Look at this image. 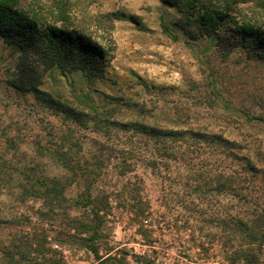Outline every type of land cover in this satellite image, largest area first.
<instances>
[{
	"label": "rangeland",
	"instance_id": "rangeland-1",
	"mask_svg": "<svg viewBox=\"0 0 264 264\" xmlns=\"http://www.w3.org/2000/svg\"><path fill=\"white\" fill-rule=\"evenodd\" d=\"M59 1L75 5L71 19L83 21L106 50L105 78L92 85L82 73L54 71L43 88L71 101L95 89L99 113L178 137L108 133V124L100 132L62 107L43 106L44 95L11 87L19 52L0 41V264H251L254 256L264 264V241L244 237L235 222L231 230L220 225L264 214V59H249L241 48L225 56L200 27L248 18L264 29V0L22 4L46 9ZM85 167L95 174L85 178ZM217 177L233 184L221 198L209 197ZM37 179L49 187L48 180L61 181L71 201L88 193L107 201L98 238L87 243L89 235L71 223L84 221L83 205L52 214L37 195L44 187H33Z\"/></svg>",
	"mask_w": 264,
	"mask_h": 264
},
{
	"label": "trees",
	"instance_id": "trees-1",
	"mask_svg": "<svg viewBox=\"0 0 264 264\" xmlns=\"http://www.w3.org/2000/svg\"><path fill=\"white\" fill-rule=\"evenodd\" d=\"M22 2L23 0H0V41L19 52L17 63L9 79L11 87L23 93L44 95L45 101L44 99V102L41 100L43 106L47 104L52 108L55 106L62 107L67 111L68 117L73 118L77 123L89 124L90 128L96 131H100V128L105 129L103 127L108 124L111 129L108 133L114 129H122L145 134L148 139L160 140L178 137V134L171 130L164 132L160 128L156 129V126H149V124L141 122L140 124H126L115 121L113 114L99 113L92 95L96 93L95 89L90 88L81 96H75L73 101L64 98L60 92L49 93L50 91L45 90L43 88L45 85L44 78L54 71H60L62 75L82 73L92 85L98 80H104L105 67L103 64L106 61L107 52L102 47L101 42L87 31L88 28L83 21L77 22L71 19L69 11L75 6L74 4L59 1L46 6V9H44L43 5H23ZM76 7L78 6L76 5ZM79 8L80 12L84 11L83 14L87 13L89 15L87 5H81ZM76 9L79 11L78 8ZM230 9H227L228 13L237 11L235 8ZM88 15H86L85 21L90 19ZM234 20V24H228L229 26L226 25L228 21L222 19L217 20V22L209 20V22L201 23L200 27L209 29L207 37L210 41L215 42L217 51L223 55L229 56L233 49L241 48L243 54H246L249 59L256 56L264 59V29L256 28L255 24L248 18H235ZM224 24L226 32L221 31V26H224ZM164 31L173 40L178 39L177 36L170 33L168 28L165 27ZM57 98H62L66 104L63 102L56 104ZM112 101L115 100L108 97L107 103ZM257 106L259 105L257 104ZM110 112L113 111L110 110ZM247 117H249L248 120H256L250 118L249 115ZM215 137L217 138V136ZM223 141L231 145L229 140ZM233 145L235 144L233 143ZM96 158L97 156L88 161L92 162L94 167ZM125 163V160L122 159V163L119 165L124 171L128 167ZM81 171L85 178L95 174L92 172V168L88 170L85 167ZM48 181L51 183L50 187L43 179L33 180L32 183L33 187H44V190L37 193V195L43 198L51 213L54 214L59 210L71 209L77 205L82 207L83 205L86 209L84 221L72 219L71 223L79 231L87 236L89 235V238H85L87 243H91V240L98 238L99 227L104 223L100 212L106 208L107 201L104 199L102 201L97 197L94 198L91 193H88L83 195L81 200H72V202L63 196L62 190L64 188L61 181L57 179ZM232 184L230 178H211L209 181V197L217 196L221 198L223 195L228 194L226 190L231 189L229 186ZM38 197L36 196V198ZM261 216L263 219H260ZM233 222L238 226V229L240 228L244 237L256 239L258 242L264 241V214L248 221L238 217L231 219V221L222 219L220 221L222 230H231ZM258 235L261 237L260 240ZM86 247L92 253L98 255V248L95 245L89 244ZM257 261L258 258L254 256L247 263L255 264Z\"/></svg>",
	"mask_w": 264,
	"mask_h": 264
}]
</instances>
